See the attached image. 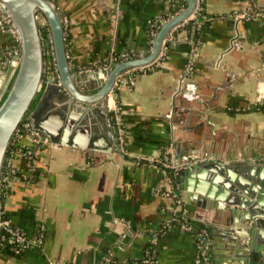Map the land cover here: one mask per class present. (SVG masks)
<instances>
[{"label":"crops","instance_id":"1","mask_svg":"<svg viewBox=\"0 0 264 264\" xmlns=\"http://www.w3.org/2000/svg\"><path fill=\"white\" fill-rule=\"evenodd\" d=\"M49 1L62 17L70 66L89 79L96 70L102 78L104 66L144 57L152 28L186 5V0ZM200 3L201 23L188 31L183 24L189 17L172 30L160 66L117 82L109 95L108 112L117 105L124 122L122 155L47 141L19 168L21 176L2 186L11 224L29 240L42 229L43 239L20 256L0 253V264H99L108 255L118 263L148 264L147 250L154 264H194L198 246L192 233L176 223L164 228L183 212L194 231L207 234L211 264H230L233 251L224 230L215 233V214L177 193L168 171L192 158L190 164L207 162L208 181L223 168L253 183L246 173L264 158V0ZM16 48L0 27L4 90L11 80V75L3 80L7 66H17ZM50 69L45 64L46 75ZM53 71L57 75L56 66ZM21 143L34 145L29 134ZM165 158L169 168L161 163ZM255 241L264 246L263 237Z\"/></svg>","mask_w":264,"mask_h":264},{"label":"water","instance_id":"2","mask_svg":"<svg viewBox=\"0 0 264 264\" xmlns=\"http://www.w3.org/2000/svg\"><path fill=\"white\" fill-rule=\"evenodd\" d=\"M198 2L186 0L181 12L160 25L144 57L117 62L100 71L102 78L96 70L89 79L85 71L70 66L62 17L49 0H0V11L10 17L20 40L17 66L8 65L3 75L4 81L11 75L10 83L5 90L0 88V181L11 139L25 120L49 143L96 150L108 157L122 155L106 108L109 95L124 71L154 63L173 29L192 15L195 22L202 21L196 12ZM40 17L50 34L57 75L44 72ZM191 160L187 158V164L180 168H169L170 181L178 185L177 193L196 208L213 211L218 220L215 233L224 230L222 234L233 251L230 264H264V246L255 241L256 236L264 238V158L247 171V178L254 180L251 184L223 168L208 181L204 177L207 162L190 164ZM195 175L198 177L193 183Z\"/></svg>","mask_w":264,"mask_h":264},{"label":"built area","instance_id":"3","mask_svg":"<svg viewBox=\"0 0 264 264\" xmlns=\"http://www.w3.org/2000/svg\"><path fill=\"white\" fill-rule=\"evenodd\" d=\"M198 10H199V2L196 6L197 13ZM190 18L194 19L195 16L192 15ZM0 27H2L13 37L17 45V48L15 50V56L17 57L20 49V40H19L18 31L13 25L10 17L8 15H5L1 11H0ZM153 34L154 32L152 33V35ZM171 39H172V35L169 39L165 40L162 49L153 64L145 67L132 68L124 71L120 76V80L118 81V84L125 81L126 78L133 77L136 73H139L140 71L144 72L160 66L161 62L164 60L166 56L168 49V42L171 41ZM109 68L110 66H104L103 70L104 69L108 70ZM110 112L112 113V125L116 131L115 136L116 139L118 140V145L121 151L124 153L123 145L125 143V131H124V122L120 112V108L117 105L116 106L114 105L111 108ZM21 124H22V129H25L27 132H29V136L32 138V142L35 146H41L47 143L46 139L41 137L38 134V132L32 129L29 120H25ZM19 130L20 129L17 128L14 136H19L18 134ZM161 163L163 164V166L167 168H169L170 166L166 158L163 159ZM18 170L19 168L17 166V159L13 156V153H11L9 157H6L2 178L0 181V245L7 248L14 255H20L23 251H25L29 247L35 245L40 246L42 244V239H43V230L40 229L36 233L35 239L29 240L26 234L20 228L15 227L11 224L10 220L6 217L5 212L3 210V200L5 199L4 197L6 196V190L2 186H4V184H6L10 178L14 177ZM181 214H185V212ZM170 223L178 224L181 227V229L189 233H192V231L194 230L193 226L186 221L185 217L182 216H178V215L172 216L170 220L166 221V223L164 224V228L166 227L168 228L171 225ZM193 238L196 242V245L198 246V254L195 258L194 264H211L210 253H209L210 242L207 234L202 231H195V235H193ZM144 261L148 264H154L156 262V257H154V255L147 250L144 255ZM99 264H125V263H120V262L118 263L117 261L113 260L110 255H108L105 256Z\"/></svg>","mask_w":264,"mask_h":264},{"label":"trees","instance_id":"4","mask_svg":"<svg viewBox=\"0 0 264 264\" xmlns=\"http://www.w3.org/2000/svg\"><path fill=\"white\" fill-rule=\"evenodd\" d=\"M201 10H202L201 9V3H200V0H199V10H198V14H197L198 16L202 15ZM196 23H201V22H195L194 19H191V20L187 21L186 23H184L183 26L185 28H187L188 31H191L192 28L195 27ZM159 25H160V23L158 22V24H156V26L152 28V31L154 33H156L158 31ZM201 27H203V26H201ZM41 32L43 34V37L47 40L48 39L47 35H48L49 31L46 28V26H43L41 28ZM196 37H197V35L194 34V39ZM47 51L48 50L46 49V53H47ZM45 59H47L46 63H48V65L51 67L50 71L52 72L53 69L55 68L54 62L53 61L51 62V59L49 58V56H48V58L46 56L44 58V60ZM4 97H5V95L2 97V99ZM33 106H34V104L32 105V107ZM108 115H109V118H110V120L112 122V113L110 112ZM18 128L20 129L19 133H18L19 136H13L12 137L10 145H9V148H8L7 157H9L11 153H13V156L17 159L18 168L22 167L21 169H23L24 166H25V162L31 161L32 159L30 157L33 158V155H35L37 153V149H39L40 147L39 146H35V145H33V146L32 145L31 146H27V145H24V144L22 145L21 139L26 138V136H28L29 132H27L25 129H22V124ZM20 162H21V164H20ZM20 171H22V170H18L16 172L15 176L20 177L21 173H22ZM33 174H35V172H33ZM178 216L185 217L186 221L192 225L189 217L186 216L185 214H179ZM192 235H195V231L194 230L192 231ZM0 253H5V254H7L9 256H20L22 254L21 253L20 255H14L7 248H5L4 246H1V245H0Z\"/></svg>","mask_w":264,"mask_h":264},{"label":"rangeland","instance_id":"5","mask_svg":"<svg viewBox=\"0 0 264 264\" xmlns=\"http://www.w3.org/2000/svg\"><path fill=\"white\" fill-rule=\"evenodd\" d=\"M41 21H42V17H40V26H41V28L43 27V25L41 24ZM163 22V21H162ZM161 24V23H160ZM160 26V25H159ZM173 32V31H172ZM153 33V32H152ZM155 34V33H154ZM153 34V35H154ZM40 35H41V37H42V41L44 42V48H43V50H44V58L47 56V58H48V56H49V58L51 59V62L53 61L54 62V53H53V48H52V46L50 45V42H49V36L47 35V37H48V39L46 40L44 37H43V34H42V32H41V29H40ZM152 35V37H151V40H153V37L155 36H153ZM46 43L47 44H49V46H47L46 45ZM150 44H151V42H150ZM46 49L48 50L47 51V53H46ZM47 54V55H46ZM46 60L47 59H45V64H48V63H46ZM109 116V115H108Z\"/></svg>","mask_w":264,"mask_h":264},{"label":"bare ground","instance_id":"6","mask_svg":"<svg viewBox=\"0 0 264 264\" xmlns=\"http://www.w3.org/2000/svg\"><path fill=\"white\" fill-rule=\"evenodd\" d=\"M103 76V75H102Z\"/></svg>","mask_w":264,"mask_h":264}]
</instances>
